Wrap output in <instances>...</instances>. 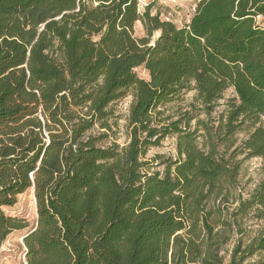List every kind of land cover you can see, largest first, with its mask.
<instances>
[{"label":"trees","instance_id":"obj_1","mask_svg":"<svg viewBox=\"0 0 264 264\" xmlns=\"http://www.w3.org/2000/svg\"><path fill=\"white\" fill-rule=\"evenodd\" d=\"M96 1L98 6L83 5L78 13L54 20L63 11H72L76 0H0V207L14 204L13 196L31 186L29 176L36 169L34 188L40 192L37 198H42L38 208L39 229L29 232L25 239L34 240L39 232L47 236L42 242H32L28 251L31 264H50L57 257L68 264L70 255L76 261L74 264H98L103 244L112 231L121 234L126 229V213L122 208L131 202L121 196L119 205L95 232V237L87 230L97 213L93 208L83 215L77 210L83 192L94 190L100 184L99 177L109 174L106 161L111 151L97 148L96 140L84 139L83 134L100 118L107 104L115 100V91L134 88L135 109L143 111L155 106L162 97L172 95L182 79L191 77L209 115L212 103L232 86L240 103L231 101L225 120L221 118L217 125L222 131V143L241 129V114H249L254 123L259 121V115L264 116V31L255 27L253 19L264 17V0L203 1L199 12L208 18L199 24L201 29L196 27L195 18L177 29L147 15L151 20L149 29L161 30L152 49L140 48L145 41L137 43L129 34L133 21L139 17L135 0ZM220 29L227 32L208 38L211 32ZM36 39L43 44L37 50L46 53L42 57L32 53L27 57ZM54 42L58 45L54 46ZM56 56H60L61 65ZM36 62H43L44 73L33 69ZM26 63L29 71L22 69ZM53 64L57 66L48 68ZM142 65L149 72L148 82L135 75L134 68ZM100 75H106L108 80L102 96L98 87ZM43 91H48L49 96H43ZM56 103L58 110L52 111L51 106ZM74 108L93 115L84 113L74 122L70 119ZM38 111L44 121L40 117L36 120ZM58 112L65 120L58 119ZM72 122L77 128L70 130L67 124L71 126ZM262 123L243 142L242 149L264 158ZM144 140L156 142L158 138L151 133ZM125 153L131 160V147ZM216 155L217 149L210 146L209 160ZM208 163L216 176L227 171L223 164ZM182 169L193 171L194 165L182 164L177 170ZM140 173L149 175L143 169ZM183 184V195L180 197L177 182L178 193L171 202L174 210L170 218L175 221L176 217L177 221L169 227L168 217H161L155 225L176 233L182 229L184 220L191 218L193 234L197 235L195 180ZM45 192H52V197L48 198ZM18 223L0 212V236L4 235V224L9 225L6 231H11ZM144 236L145 231L139 232L136 241ZM151 260L149 256L143 264Z\"/></svg>","mask_w":264,"mask_h":264},{"label":"rangeland","instance_id":"obj_2","mask_svg":"<svg viewBox=\"0 0 264 264\" xmlns=\"http://www.w3.org/2000/svg\"><path fill=\"white\" fill-rule=\"evenodd\" d=\"M203 1L207 0H138V3L140 12L148 7L152 15H158L161 21L174 27H185L195 18L196 27L201 29L199 24L208 18L199 12ZM255 27L264 31L263 16L255 17ZM226 29L211 32L208 38H217V35L225 34ZM134 34L136 37L144 35L140 22L135 24ZM154 35L156 37L158 33ZM33 45L28 47L27 57L31 53L42 57L46 53L37 50L43 46L38 39ZM55 58L61 65L60 56ZM55 66L57 64L48 68ZM22 69L29 71L28 63ZM33 69L44 73L43 62H36ZM134 72L137 79L149 81L142 66ZM107 81L106 75H100L99 96L106 93ZM132 90L115 91V100L107 104L100 112V118L95 119L83 134L84 139L94 138L97 148L111 151L110 159L106 161L108 176H100V184L94 190L83 192L77 207L82 215L92 208L97 213L87 230L89 235L95 237V232L105 225L107 217L119 205V196L131 202L122 208L126 213V229L121 234L112 231L107 242H103L104 251L100 253L98 264H143L149 256H152L149 264H264V247H261L264 245V158L242 149L243 142L258 126L250 127L246 123L223 143L222 131L217 128L227 102L235 97L234 88L224 89L221 98L212 103L214 107L208 116V107L203 104L191 77L182 79L172 95L162 97L155 106L143 111L135 109ZM42 94L49 96L48 91ZM57 107L58 103L51 106V110L56 111ZM77 109L74 108L70 117L74 122L84 113L93 115L85 109ZM58 113V119L65 120L61 112ZM37 114L36 120L40 117L44 121L42 113L38 111ZM74 122L71 126L67 124L70 130L77 128ZM151 133L158 138L156 142L144 140ZM43 136L48 142L47 132L44 131ZM209 138L212 144L208 143ZM210 146L217 149L216 157L211 160L208 158ZM128 147H131V160L125 153ZM208 161L227 166V171L216 176ZM182 164L194 165V170L178 172ZM142 169L149 175L140 173ZM35 171L29 176L31 186L13 196L14 204L0 207L3 217L15 218L19 222L11 231H6L8 224L3 225L0 264H31L28 251L33 247L32 242L46 239L47 234L41 232L34 240L25 239L29 232L39 229L38 208L42 198H37L40 192H35ZM192 180H195L193 189L199 214L197 235L193 234L191 218L184 220L182 229L176 233L171 228L162 230L156 227L161 217H168L169 227L177 221L176 217L175 221L170 218L174 210L171 202L178 193L175 186L180 183L181 197L183 183ZM45 194L52 197V192ZM21 226L23 228H17ZM141 231H145L144 239L137 242L136 235ZM100 240H103L102 236ZM73 259L70 255L68 264L76 263ZM50 264L63 263L57 257Z\"/></svg>","mask_w":264,"mask_h":264},{"label":"flooded vegetation","instance_id":"obj_3","mask_svg":"<svg viewBox=\"0 0 264 264\" xmlns=\"http://www.w3.org/2000/svg\"><path fill=\"white\" fill-rule=\"evenodd\" d=\"M86 6L88 8H93L95 6H98L99 5V2H97L96 0H76V4H75V8L72 10V11H63L58 17H56L54 20H59L61 19L64 15H67L69 13H78L81 9L82 6ZM135 9H136V14L137 17L134 21H133V24L131 26V28L129 29V34L131 36V38H133L137 43L138 41L140 40H144L145 42H143L142 45H139L140 48L142 49H145V48H154L156 46V42L158 41V39L160 38L161 36V30H150V24H151V20L149 18H147V15H149L150 17H154L156 15H152L150 13V9L148 7H146L142 12H140V9H139V3H138V0H135ZM157 19L160 20L159 16L157 15ZM254 19V22H255V17H253ZM143 21L146 22V24H143ZM161 21V20H160ZM137 22H140L142 24V29H143V32H144V35L142 37H136L135 34H134V27H135V24ZM178 29V28H177ZM155 33H158V35L155 37ZM92 38H98L95 37V36H92ZM141 67V66H139ZM139 67H136L134 68V70H136L137 68ZM142 68L148 73L149 75V72L144 68V66L142 65ZM135 75L136 72H135ZM233 101L235 102V104H239L240 103V99H239V96L235 93V97H232L226 104V107L227 109L224 111L225 114L223 116H221L222 121L225 120V117L229 111V103ZM211 113V112H210ZM209 113V115H210ZM208 116V115H207ZM259 121H257L256 123L253 122V120H251L249 114H241L239 116V120L241 122H243L241 124V128L244 124L248 123L250 127L252 126H260L262 125L263 121H264V116L262 115H259ZM262 119V120H261ZM221 119L218 120V123L217 125H219Z\"/></svg>","mask_w":264,"mask_h":264}]
</instances>
